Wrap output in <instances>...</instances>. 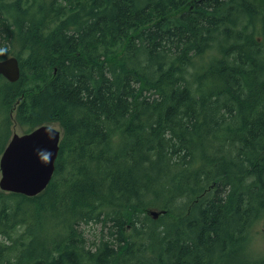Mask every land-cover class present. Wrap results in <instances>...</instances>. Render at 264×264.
I'll return each instance as SVG.
<instances>
[{"label":"trees","instance_id":"trees-1","mask_svg":"<svg viewBox=\"0 0 264 264\" xmlns=\"http://www.w3.org/2000/svg\"><path fill=\"white\" fill-rule=\"evenodd\" d=\"M12 55L0 156L63 135L43 192L0 188V264H264V0H0Z\"/></svg>","mask_w":264,"mask_h":264},{"label":"water","instance_id":"water-1","mask_svg":"<svg viewBox=\"0 0 264 264\" xmlns=\"http://www.w3.org/2000/svg\"><path fill=\"white\" fill-rule=\"evenodd\" d=\"M17 56L0 60V75L10 81L21 77ZM63 131L54 125L43 124L30 132L13 133L0 156V188L4 191L38 195L50 184L60 152ZM157 218L160 212L150 210Z\"/></svg>","mask_w":264,"mask_h":264},{"label":"rangeland","instance_id":"rangeland-1","mask_svg":"<svg viewBox=\"0 0 264 264\" xmlns=\"http://www.w3.org/2000/svg\"><path fill=\"white\" fill-rule=\"evenodd\" d=\"M56 127H59L62 131V127L59 123H54ZM13 133H24L22 128L17 125L16 123L13 124ZM150 210H158L157 208H152ZM149 210V211H150ZM108 211H111L109 209ZM83 229L85 230V234L90 242L92 241H100L103 234H105V238H107L109 235V228L108 226H103L102 223H96V222H90V223H84L82 224ZM252 246L255 250H264V221L259 223L256 227V230L253 233V239H252Z\"/></svg>","mask_w":264,"mask_h":264}]
</instances>
